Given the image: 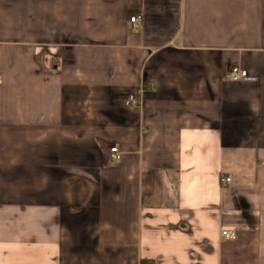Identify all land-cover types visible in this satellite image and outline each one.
Segmentation results:
<instances>
[{
  "label": "crops",
  "instance_id": "0c3cea01",
  "mask_svg": "<svg viewBox=\"0 0 264 264\" xmlns=\"http://www.w3.org/2000/svg\"><path fill=\"white\" fill-rule=\"evenodd\" d=\"M0 76V264H264V0H0Z\"/></svg>",
  "mask_w": 264,
  "mask_h": 264
},
{
  "label": "built area",
  "instance_id": "2783aa9c",
  "mask_svg": "<svg viewBox=\"0 0 264 264\" xmlns=\"http://www.w3.org/2000/svg\"><path fill=\"white\" fill-rule=\"evenodd\" d=\"M130 20L136 27H138L139 22L142 20V16H140V15L132 16ZM0 78H1V76H0ZM227 79L230 81H241V80H252L253 77H251V75H249L247 70H245L241 67L235 66V67H232L227 72ZM140 97H141V95L137 96V95L131 94L125 99V103L129 106L130 105L131 106H141L142 101H141ZM120 159H121V152L119 151V149L117 147H112L111 148L110 162L116 163ZM231 180H232L231 177H223L221 179V182L229 183V182H231ZM237 234H238L237 231L234 229H224L221 231V236L225 239H236Z\"/></svg>",
  "mask_w": 264,
  "mask_h": 264
}]
</instances>
